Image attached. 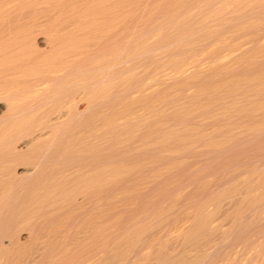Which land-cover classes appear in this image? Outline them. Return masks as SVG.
Returning a JSON list of instances; mask_svg holds the SVG:
<instances>
[{
	"label": "bare ground",
	"instance_id": "1",
	"mask_svg": "<svg viewBox=\"0 0 264 264\" xmlns=\"http://www.w3.org/2000/svg\"><path fill=\"white\" fill-rule=\"evenodd\" d=\"M0 264H264V0H0Z\"/></svg>",
	"mask_w": 264,
	"mask_h": 264
}]
</instances>
